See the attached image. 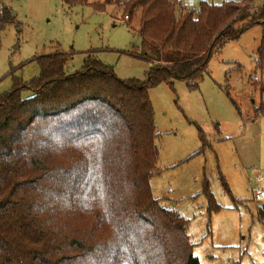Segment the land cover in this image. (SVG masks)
<instances>
[{
	"label": "trees",
	"instance_id": "trees-1",
	"mask_svg": "<svg viewBox=\"0 0 264 264\" xmlns=\"http://www.w3.org/2000/svg\"><path fill=\"white\" fill-rule=\"evenodd\" d=\"M249 2L126 0L129 20L141 8L146 81L119 78L93 52L69 72L56 49L36 59L37 76L0 96V264H200L188 219L152 194L159 149L149 89L174 80L196 88L228 41L264 27V1L255 11ZM256 109L263 114L264 102ZM204 192L218 209L207 183Z\"/></svg>",
	"mask_w": 264,
	"mask_h": 264
},
{
	"label": "rangeland",
	"instance_id": "rangeland-1",
	"mask_svg": "<svg viewBox=\"0 0 264 264\" xmlns=\"http://www.w3.org/2000/svg\"><path fill=\"white\" fill-rule=\"evenodd\" d=\"M124 1L96 9L105 0H4L0 96L37 76L36 59L56 49L69 56V72L81 69L93 52L119 78L146 81L151 60L142 50L141 8L129 20ZM180 1L196 9L201 1L243 0ZM263 1L250 0L251 9ZM197 84L174 80L149 89L159 149L152 194L188 219L186 233L200 264H264V223L258 218L264 201H255L252 190L257 177L264 178V113L256 109L264 102V27L228 41ZM206 183L218 209L210 208Z\"/></svg>",
	"mask_w": 264,
	"mask_h": 264
},
{
	"label": "built area",
	"instance_id": "built-area-1",
	"mask_svg": "<svg viewBox=\"0 0 264 264\" xmlns=\"http://www.w3.org/2000/svg\"><path fill=\"white\" fill-rule=\"evenodd\" d=\"M258 185L253 188V196L255 201H264V178L262 176L257 177Z\"/></svg>",
	"mask_w": 264,
	"mask_h": 264
},
{
	"label": "water",
	"instance_id": "water-1",
	"mask_svg": "<svg viewBox=\"0 0 264 264\" xmlns=\"http://www.w3.org/2000/svg\"><path fill=\"white\" fill-rule=\"evenodd\" d=\"M14 48H18L17 46H15Z\"/></svg>",
	"mask_w": 264,
	"mask_h": 264
}]
</instances>
